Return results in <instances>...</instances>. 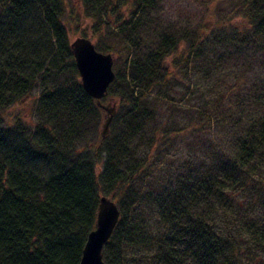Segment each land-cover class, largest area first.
Masks as SVG:
<instances>
[{"label": "trees", "instance_id": "16d2710c", "mask_svg": "<svg viewBox=\"0 0 264 264\" xmlns=\"http://www.w3.org/2000/svg\"><path fill=\"white\" fill-rule=\"evenodd\" d=\"M92 1H81L90 18L109 19L118 12V4L110 0ZM155 1L134 0L128 19L115 25L129 36L127 71L115 72L106 92L119 105L97 150L89 147L81 153L76 143L92 131L88 115L100 106L82 88L60 18L61 1L0 0V112L31 97L40 72L42 81L53 75L52 85H43L36 107L39 116L32 124L19 117L2 124L0 114V264H78L87 233L95 225L100 195H107L119 210L102 248L106 264L138 260L140 250L150 254L155 264H187L191 259L196 264H244L239 245L246 242L240 240V233L264 248V217H259V223L249 220L239 232L237 222L227 221L225 214L242 216L238 205L225 206L226 192L240 183L235 167L254 165L258 158L264 161V107L254 115L244 112L247 104L264 103V81L247 84L241 78L243 87L235 91L236 99L230 95L225 102L227 87L216 99L225 102L217 113L218 122L229 126L233 135L234 126L241 129L240 123L245 122L244 136L242 130V135H234L239 143L235 158L205 147L170 187L149 178L147 151L156 149L154 144L161 139L170 142L175 135L186 139V133L171 127L173 117L170 127L158 122L155 109L143 101L145 91L167 78L161 59L181 42L187 44L181 54L184 66L193 55L216 62L214 55L203 57L210 54L208 50L214 54L216 46L224 57L233 50L238 72L253 65L250 55L264 66V0H237L230 11L237 15L234 23L230 18L212 22L208 32L167 24L148 33L135 22V12L139 9L144 16ZM148 18L157 21L156 14ZM30 26L47 33V42L54 48L48 62L37 54L29 57ZM94 45L103 53L110 49L98 39ZM42 52L48 56V51ZM65 73L69 77L61 79ZM205 151H210V157ZM157 159L154 155L152 161ZM171 161L166 157L165 162ZM152 186H158L153 195L147 189ZM141 203L154 219L145 216Z\"/></svg>", "mask_w": 264, "mask_h": 264}, {"label": "rangeland", "instance_id": "374dc122", "mask_svg": "<svg viewBox=\"0 0 264 264\" xmlns=\"http://www.w3.org/2000/svg\"><path fill=\"white\" fill-rule=\"evenodd\" d=\"M60 1L62 9L60 18L66 29L68 41L71 42L78 36H84L89 38L94 44L98 39L99 42L107 44L110 48L107 53L112 57V69L114 73L118 72L122 74L124 69L127 71L126 64L128 62L125 61V57L129 45V36L127 37L128 33L126 35L125 32L120 31L122 27L118 28L115 25L121 24L124 20L128 19L131 9L135 7L134 0H110V2L118 4V12L109 15V19L105 15L100 18H90V16H87L85 14L86 6L81 3L82 0ZM233 1L234 3H232ZM236 1L156 0L152 5L153 8L149 9L144 16L138 11L139 9H136L137 12L135 14L137 16H135L137 18L135 22L141 24L140 29H146L145 31L148 30V33L158 28L155 26L167 24L184 25L189 28L196 26L208 32V29L212 27V22H220L221 20L224 21L230 18L231 22L234 23V18L237 15L230 11L231 7L236 4ZM92 2L93 4H97L96 0ZM121 14L123 15L120 16ZM155 14L157 21L153 18H148V16ZM148 21L150 23L145 25ZM28 35L27 39H29V43H33L32 53L28 52L29 57L35 58L34 56L37 54L38 57L48 62L54 48L52 49L53 46L50 43L48 44L45 30L41 27H36L33 31L32 26H30ZM124 38L125 42L123 41ZM186 47L187 44L181 42L175 45L170 53L164 55L161 63L167 71V78L163 82L164 84H157L155 87L145 91L143 97V101H146L149 106L155 109V117L158 122L163 123L166 127H170V117H173L175 122L171 127L180 128L182 132L186 133V139L178 138L176 135L170 142L161 139V141L155 142L156 149L151 148L147 151L149 155V157L147 156V165L148 167L150 166L148 170L150 174L149 178H151L153 183L164 185L165 187H170V183H176L177 178L183 176L190 169L192 163L195 161L193 158L197 159L193 155L201 154L205 150V147L213 149L214 153H222L231 158V160L235 158V152L239 143H236L234 135L239 136L243 132L244 136L245 122L240 123L241 129L234 126L233 135L232 129L229 126H223L218 122L217 113L224 106L225 102L229 101L230 95L233 99H236L235 91L243 87L242 83H240L241 78L247 84H250L255 79L264 81V66L260 62H256V58L252 55H250V58L254 62L253 65H251L250 69L242 66L243 72H238V70L240 71V64L233 50L229 49L227 51L228 57H224L218 46L215 47L214 54L212 50H208L210 54L203 56L211 57L214 55V58L218 59L216 62L205 58L195 59L193 55L191 59L188 58L187 64L184 66L181 54L186 50ZM40 50L48 51V56ZM40 74L41 72L37 76L38 80L35 82L31 97L16 101L0 112L2 124L13 122L17 117L22 121L32 124L38 118L39 113L36 111V107L43 85L45 84L46 87H50L53 81V75L47 76V81H42ZM235 76H238V80ZM67 77H69V74L65 73L61 76V79ZM226 87L228 88L226 101H217L219 93ZM107 93L101 99V102L110 108L113 107L114 115L119 101L116 98H111ZM165 93L166 95L164 96ZM251 105L247 104L246 108H244V112H248L250 115L256 114L257 108L264 107V103L259 102ZM214 107H216V111H214ZM98 108L88 115L92 131H86L83 141L80 144L76 143L78 149V145H80L81 153L84 148L89 147H95V150H97V145L102 140V124L107 113L105 109ZM110 123L111 120L104 137L109 132ZM202 139H207L208 141L199 143ZM205 152L209 156L210 151ZM154 155L160 159L152 161ZM101 156H103V153H101ZM166 157L171 158V163L165 162ZM96 165L100 166V161ZM238 166L240 167H235V170L237 176L240 177V183L234 184V187L228 190L229 192H226L229 200L225 206L229 202L234 204V206L238 205L241 207L242 216L234 212L225 214L227 221L237 222L235 229L240 232L244 227V223L249 224V220L259 223V217H264V161L258 158V162L254 165L244 164ZM190 177L193 179L192 176ZM144 186H147V183H144ZM147 189L152 191L151 195H153L158 186H152ZM140 208L145 210L144 214L146 217L154 219V214L148 209L149 207L141 203ZM216 213H221V211L218 210ZM234 217H238V219L234 220ZM240 234V240L246 242V244L239 245L243 263L264 264V248H258L254 245L255 243L249 241L246 234ZM128 252V255L126 254L127 258L130 257V253ZM140 253L142 254H139L138 260L127 259L128 263L126 264H155L151 255L145 252V250H140ZM187 264L196 263L191 259L188 260Z\"/></svg>", "mask_w": 264, "mask_h": 264}, {"label": "water", "instance_id": "95a60500", "mask_svg": "<svg viewBox=\"0 0 264 264\" xmlns=\"http://www.w3.org/2000/svg\"><path fill=\"white\" fill-rule=\"evenodd\" d=\"M69 47L82 88L107 113L101 130V136L104 137L114 113L113 107L110 108L101 102L114 78L112 57L109 53L98 51L91 40L84 36H78L69 42ZM118 217L116 203L107 195H100L96 206L95 225L87 233L78 264H106L102 248L111 235Z\"/></svg>", "mask_w": 264, "mask_h": 264}, {"label": "bare ground", "instance_id": "6f19581e", "mask_svg": "<svg viewBox=\"0 0 264 264\" xmlns=\"http://www.w3.org/2000/svg\"><path fill=\"white\" fill-rule=\"evenodd\" d=\"M99 51V50H98ZM101 52V51H100Z\"/></svg>", "mask_w": 264, "mask_h": 264}]
</instances>
